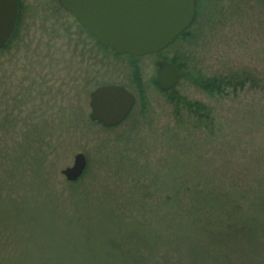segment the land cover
<instances>
[{
    "label": "rangeland",
    "instance_id": "1",
    "mask_svg": "<svg viewBox=\"0 0 264 264\" xmlns=\"http://www.w3.org/2000/svg\"><path fill=\"white\" fill-rule=\"evenodd\" d=\"M195 5L189 34L132 57L58 0H18L0 50V264H264V0ZM108 85L135 97L114 127L90 118Z\"/></svg>",
    "mask_w": 264,
    "mask_h": 264
},
{
    "label": "water",
    "instance_id": "2",
    "mask_svg": "<svg viewBox=\"0 0 264 264\" xmlns=\"http://www.w3.org/2000/svg\"><path fill=\"white\" fill-rule=\"evenodd\" d=\"M78 23L105 48L118 55L142 57L168 48L191 26L195 0H58ZM18 19V0H0V50L11 38ZM157 84L172 90L179 71L168 62L158 64ZM90 118L105 127L121 124L131 112L135 98L125 87L108 85L90 94ZM87 166L77 154L72 167L62 173L78 180Z\"/></svg>",
    "mask_w": 264,
    "mask_h": 264
},
{
    "label": "trees",
    "instance_id": "3",
    "mask_svg": "<svg viewBox=\"0 0 264 264\" xmlns=\"http://www.w3.org/2000/svg\"><path fill=\"white\" fill-rule=\"evenodd\" d=\"M187 34H189V33H188V30H186L183 34H181L180 37H183V36H185V35H187ZM200 85H201L204 89L208 88V90H209V89L211 88V82H210V81H204V82H201Z\"/></svg>",
    "mask_w": 264,
    "mask_h": 264
},
{
    "label": "flooded vegetation",
    "instance_id": "4",
    "mask_svg": "<svg viewBox=\"0 0 264 264\" xmlns=\"http://www.w3.org/2000/svg\"><path fill=\"white\" fill-rule=\"evenodd\" d=\"M162 52V51H161ZM160 53V52H159ZM158 54V53H157ZM160 62H168V61H166V60H163V61H160ZM160 62H158V64L160 63ZM168 63H170V62H168ZM170 64H172L173 66H175L173 63H170ZM176 67V66H175ZM176 69L178 70V68L176 67ZM158 71H159V67H158ZM179 77H180V74H179ZM128 90V89H127ZM129 91V90H128ZM135 98V97H134ZM134 105H135V102H134ZM134 107V106H133ZM133 109V108H132ZM132 111V110H131ZM131 113V112H130ZM129 113V114H130Z\"/></svg>",
    "mask_w": 264,
    "mask_h": 264
}]
</instances>
